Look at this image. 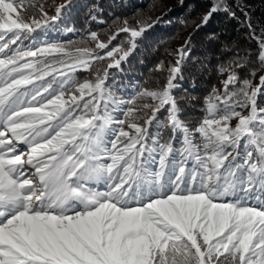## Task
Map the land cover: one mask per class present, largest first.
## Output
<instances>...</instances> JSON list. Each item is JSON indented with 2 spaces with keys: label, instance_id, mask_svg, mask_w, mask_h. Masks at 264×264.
Here are the masks:
<instances>
[{
  "label": "snow or ice",
  "instance_id": "1",
  "mask_svg": "<svg viewBox=\"0 0 264 264\" xmlns=\"http://www.w3.org/2000/svg\"><path fill=\"white\" fill-rule=\"evenodd\" d=\"M66 6L49 15L35 0H0V264H264V74L249 78L264 73V28L211 0L195 30L240 11L259 67L242 75L251 59L240 54L219 65L222 87L192 124L173 95L192 33L173 63L155 65L167 72L161 87L124 99L109 70L160 17L124 19L107 42L95 31L37 40ZM120 33L128 46L110 48Z\"/></svg>",
  "mask_w": 264,
  "mask_h": 264
},
{
  "label": "trees",
  "instance_id": "2",
  "mask_svg": "<svg viewBox=\"0 0 264 264\" xmlns=\"http://www.w3.org/2000/svg\"><path fill=\"white\" fill-rule=\"evenodd\" d=\"M43 5L49 15H54L46 4L54 2L67 3L61 18L52 29L37 30L33 36L37 40L47 39L49 42L68 43L80 41L87 37L89 31L98 33L101 40L107 42L108 36L115 32L120 22L127 19L135 26L136 20H147L151 23L160 20L136 40V47L129 57L121 62L119 68L109 70L108 86L115 95L124 99L131 98L140 88L156 89L166 81V71H156L155 65L164 61L166 65L174 62V50L191 36V58L188 59L176 81L173 95L182 108V119L195 124L202 118L204 97L213 88L220 75L218 66L228 62L236 54L247 55L251 63L244 69L259 67L257 59L258 44L249 37V29L245 24L244 15L237 10V18L230 19L223 13L214 14L203 27L196 29L202 15L211 7V0H178L175 6L167 7L163 0H35ZM234 7L247 6L249 17L261 35L264 28V0H230ZM92 12L96 19H91ZM32 14L29 9L28 15ZM119 18V19H118ZM72 29V31H68ZM128 34L120 33L112 41L110 48L117 45L127 47ZM29 43L28 40L24 41ZM93 41L88 45L94 47ZM167 59V61H165ZM109 61L94 64L92 73L107 66ZM92 73L79 72L78 79L91 78ZM253 80V77L249 76ZM264 106V101L259 102ZM119 118H123L117 113ZM167 113L162 112L160 119ZM155 128L152 129L154 133ZM167 138V137H165ZM178 146V145H177ZM99 187V186H97ZM102 190V189H101Z\"/></svg>",
  "mask_w": 264,
  "mask_h": 264
},
{
  "label": "rangeland",
  "instance_id": "3",
  "mask_svg": "<svg viewBox=\"0 0 264 264\" xmlns=\"http://www.w3.org/2000/svg\"><path fill=\"white\" fill-rule=\"evenodd\" d=\"M163 2L169 8V7L175 6L176 3L178 2V0H163ZM46 5L49 6L50 9H52V11H55V7L58 5V3L48 2ZM243 7L246 11H249V8L247 6H243ZM165 61H167V59H165ZM259 74H261V73H258L257 76L253 78V84L254 85L258 82L257 79H258ZM223 78H224V76L220 73V75L218 76V78L216 80V84H215L217 89H220L222 87L221 81ZM260 101H264V95L259 97L258 102H260ZM258 195L264 196V193H258ZM250 203L254 205V204H257L258 201L255 198H253V200Z\"/></svg>",
  "mask_w": 264,
  "mask_h": 264
},
{
  "label": "bare ground",
  "instance_id": "4",
  "mask_svg": "<svg viewBox=\"0 0 264 264\" xmlns=\"http://www.w3.org/2000/svg\"><path fill=\"white\" fill-rule=\"evenodd\" d=\"M261 74H264V73H261ZM257 81H258V79H257ZM258 83V82H257Z\"/></svg>",
  "mask_w": 264,
  "mask_h": 264
},
{
  "label": "water",
  "instance_id": "5",
  "mask_svg": "<svg viewBox=\"0 0 264 264\" xmlns=\"http://www.w3.org/2000/svg\"><path fill=\"white\" fill-rule=\"evenodd\" d=\"M248 10V9H247ZM248 12V11H247Z\"/></svg>",
  "mask_w": 264,
  "mask_h": 264
}]
</instances>
